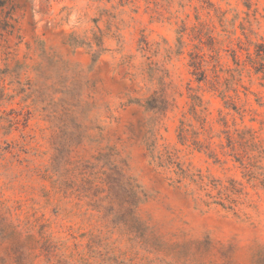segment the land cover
Listing matches in <instances>:
<instances>
[{"label":"rangeland","instance_id":"obj_1","mask_svg":"<svg viewBox=\"0 0 264 264\" xmlns=\"http://www.w3.org/2000/svg\"><path fill=\"white\" fill-rule=\"evenodd\" d=\"M2 1L0 264H264V0Z\"/></svg>","mask_w":264,"mask_h":264},{"label":"trees","instance_id":"obj_2","mask_svg":"<svg viewBox=\"0 0 264 264\" xmlns=\"http://www.w3.org/2000/svg\"><path fill=\"white\" fill-rule=\"evenodd\" d=\"M5 6V2L4 1H2V0H0V8L2 9L3 7ZM77 45H80V44H77ZM200 62L199 63H197V64H194V67L195 68H197V69H200L201 67H200ZM163 103H167L168 104V102L166 101V99L164 98V96H163ZM136 103H138L139 104V102H136ZM141 105V104H140ZM142 107H144L145 109H148L147 108V106H143L142 105ZM149 107V109H155V108H157V106H155V105H152L151 104V106H148ZM159 110H158V112L160 113V112H164L165 110H166V108L165 107H163V108H158ZM180 139L181 140H185V141H187V138H186V131L184 130V128H181V130H180ZM156 152H155V148H151V151H150V157L153 159V161H154V163H156V165L158 166V167H160V166H163V164H164V162H163V156H164V154L163 153H160L158 156H156V154H155ZM165 154H166V156L168 157V159H169V161H171L172 160V157H173V155H172V153L170 152V151H165ZM169 164H172L171 162H168ZM182 172H184L183 170H182Z\"/></svg>","mask_w":264,"mask_h":264}]
</instances>
